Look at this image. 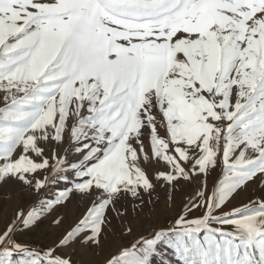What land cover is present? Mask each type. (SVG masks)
Wrapping results in <instances>:
<instances>
[{"label":"snow or ice","instance_id":"obj_1","mask_svg":"<svg viewBox=\"0 0 264 264\" xmlns=\"http://www.w3.org/2000/svg\"><path fill=\"white\" fill-rule=\"evenodd\" d=\"M0 192V264H264V0H0Z\"/></svg>","mask_w":264,"mask_h":264},{"label":"rangeland","instance_id":"obj_2","mask_svg":"<svg viewBox=\"0 0 264 264\" xmlns=\"http://www.w3.org/2000/svg\"><path fill=\"white\" fill-rule=\"evenodd\" d=\"M55 190L56 189L54 188L52 191L54 192ZM158 191L160 192V197H161L160 203L158 205V210L162 214L164 219H171L172 217L175 216L176 212L180 210L181 205L184 201V197L180 194H177L175 198V204L169 209L165 205V190H161L158 187ZM246 198H247L246 196L239 197L237 198L235 203H239L241 200ZM20 206H21V200L19 198L17 197L6 198L3 195V193L0 192V228H3V226L9 222V220L14 215L15 210ZM82 207H83L82 204L77 205L74 203L73 205L69 206V208L63 210L65 216V226H67L68 223H71L72 220L76 218L79 209ZM154 223L155 221L153 220H148V219L143 220V227H141L138 230L137 234H139V232L147 233ZM47 224L48 221H45V227H42L38 233L28 234L22 237V239L30 240L32 242H39V243L49 242L51 239L54 238L56 233L53 230L46 227ZM130 241L131 238H128L124 242L129 243ZM119 242L120 241L117 240L115 241V244H118ZM115 244H110L106 250L100 251L97 254H93V255L82 254V258L87 262V264H103V259L108 254V251L115 250Z\"/></svg>","mask_w":264,"mask_h":264}]
</instances>
